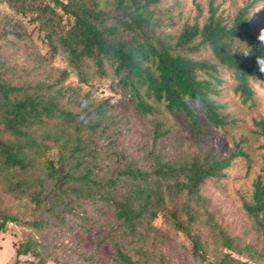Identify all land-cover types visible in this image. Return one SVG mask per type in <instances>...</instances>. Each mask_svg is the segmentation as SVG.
<instances>
[{
  "label": "trees",
  "instance_id": "16d2710c",
  "mask_svg": "<svg viewBox=\"0 0 264 264\" xmlns=\"http://www.w3.org/2000/svg\"><path fill=\"white\" fill-rule=\"evenodd\" d=\"M209 1L202 26L184 25L167 33L171 16L162 0H0L15 15L34 24L48 47L61 52L81 82L92 70L102 78L110 70L143 117L157 105L180 113L195 129L196 102L207 123L225 125L213 97L221 83L217 66L200 55L208 51L233 76L241 103L253 102L251 83L264 80V14L251 15L247 2L227 21ZM26 33L19 21L0 18V234L9 224L49 237L75 236L72 247L55 246L75 262L103 264L99 251L110 247L109 264H171L170 242L182 236L198 264H254L264 260V185L253 182L251 201L243 204L255 241L227 234L201 194L208 180H220L233 159L190 154L170 156L163 138L169 133L155 121L152 145L140 158L124 150L127 123L117 119L106 99H79L64 86L65 73L44 70V59L31 60L43 79L30 80L11 54ZM44 67V68H43ZM23 75V76H22ZM264 141V120L254 122ZM264 148V146H263ZM23 203L29 218L13 209ZM162 218L166 231L156 227ZM202 230L208 239L203 240ZM92 249L83 248L88 236ZM212 238V239H211ZM214 240V241H213ZM214 245V246H213ZM29 240L16 256L32 254ZM46 249V248H44ZM99 254V255H98ZM66 264H69L65 262Z\"/></svg>",
  "mask_w": 264,
  "mask_h": 264
},
{
  "label": "rangeland",
  "instance_id": "374dc122",
  "mask_svg": "<svg viewBox=\"0 0 264 264\" xmlns=\"http://www.w3.org/2000/svg\"><path fill=\"white\" fill-rule=\"evenodd\" d=\"M210 0H162L160 10L171 16L172 25L167 29L173 38L178 35L184 25L198 24L202 26L208 16ZM252 0H214L213 5L217 14L230 21L236 12L247 2ZM251 15L264 14V0H254ZM108 7L113 0H102ZM8 17L12 21H19L26 33L24 41H16L11 51L14 60L21 68L20 72L29 76L30 80L36 77L44 78L42 68H34L32 59H44L42 66L47 72L54 75L65 73L64 86H70L76 90L79 99H86L93 103L108 100L114 106V115L127 123L124 134V150L134 158H140L144 149L152 145V131L155 121L164 124V129L169 133L162 139L170 156L183 161L190 154H201L219 157H228L239 150L245 153V157L237 155L231 166L225 171V177L220 180H208L201 188V194L210 200L209 211L214 215V220L223 230L232 237L243 239L246 242L255 241L250 223L243 212V204L251 201L253 182L260 178L264 185V141L257 135L255 121L264 120V80L251 83L254 91L253 102L241 103L239 95L235 92V82L232 74L223 66H220L210 52H203L200 57L207 59L217 66V78L219 94L213 97L219 105V114L224 119L225 125L214 127L207 123L201 107L193 101L189 105L198 119L200 125L195 129L189 121L180 113H168L163 105H157L154 115L143 117L138 111L135 100L124 92L117 83V79L111 74L98 78L92 70L86 75V81L81 82L76 72L68 66L66 55L61 52L53 58L48 56V47L43 40V34L39 33L34 24L27 18L15 15L5 4H0V18ZM264 35V30H263ZM22 75V76H23ZM23 220L29 218L23 203H19L13 209ZM154 224L159 229L166 231V225L162 218L155 220ZM203 240L209 241L207 231L202 230ZM75 236L67 233L43 237L29 229L9 224L7 230L0 234V264H86L75 262L68 254L55 246L72 247ZM170 242V253L173 254L171 264H198L188 254L189 243L182 236H174ZM212 239V238H211ZM29 240L37 241L35 247L40 256L21 254L16 256L15 250L24 251ZM214 241V240H213ZM94 245V237H86L83 248L90 250ZM214 246V245H213ZM46 248V249H44ZM99 254L102 255L103 264H109L110 247L104 245ZM98 254V255H99ZM254 264H264V260Z\"/></svg>",
  "mask_w": 264,
  "mask_h": 264
}]
</instances>
